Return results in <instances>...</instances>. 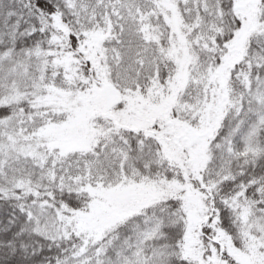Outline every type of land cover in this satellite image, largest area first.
<instances>
[{
  "label": "snow or ice",
  "instance_id": "obj_1",
  "mask_svg": "<svg viewBox=\"0 0 264 264\" xmlns=\"http://www.w3.org/2000/svg\"><path fill=\"white\" fill-rule=\"evenodd\" d=\"M0 264H264V0H0Z\"/></svg>",
  "mask_w": 264,
  "mask_h": 264
}]
</instances>
